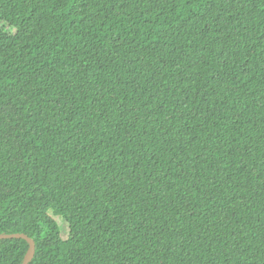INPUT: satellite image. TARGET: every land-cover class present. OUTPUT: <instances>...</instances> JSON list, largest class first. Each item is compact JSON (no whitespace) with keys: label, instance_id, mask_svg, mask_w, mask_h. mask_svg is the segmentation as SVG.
Masks as SVG:
<instances>
[{"label":"trees","instance_id":"trees-1","mask_svg":"<svg viewBox=\"0 0 264 264\" xmlns=\"http://www.w3.org/2000/svg\"><path fill=\"white\" fill-rule=\"evenodd\" d=\"M13 232L28 264H264V0H0Z\"/></svg>","mask_w":264,"mask_h":264},{"label":"water","instance_id":"water-1","mask_svg":"<svg viewBox=\"0 0 264 264\" xmlns=\"http://www.w3.org/2000/svg\"><path fill=\"white\" fill-rule=\"evenodd\" d=\"M6 238H23L27 241L28 249L20 264H28V262H30L35 252L34 240L31 237H29L26 233H23V232L0 233V239H6Z\"/></svg>","mask_w":264,"mask_h":264},{"label":"rangeland","instance_id":"rangeland-1","mask_svg":"<svg viewBox=\"0 0 264 264\" xmlns=\"http://www.w3.org/2000/svg\"><path fill=\"white\" fill-rule=\"evenodd\" d=\"M56 220H57L59 227L61 229L62 236L65 237L67 234V223H66V221L61 216H57Z\"/></svg>","mask_w":264,"mask_h":264}]
</instances>
